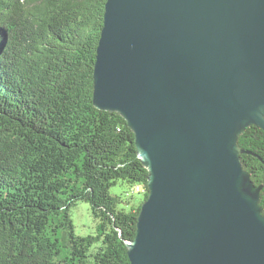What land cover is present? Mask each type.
Instances as JSON below:
<instances>
[{"label": "water", "instance_id": "obj_1", "mask_svg": "<svg viewBox=\"0 0 264 264\" xmlns=\"http://www.w3.org/2000/svg\"><path fill=\"white\" fill-rule=\"evenodd\" d=\"M93 79L150 171L130 264H264L237 145L264 131V0H106Z\"/></svg>", "mask_w": 264, "mask_h": 264}, {"label": "trees", "instance_id": "obj_2", "mask_svg": "<svg viewBox=\"0 0 264 264\" xmlns=\"http://www.w3.org/2000/svg\"><path fill=\"white\" fill-rule=\"evenodd\" d=\"M105 2L0 0V264H130L150 171L125 118L93 102ZM237 145L264 216V131ZM81 201L95 234L75 233Z\"/></svg>", "mask_w": 264, "mask_h": 264}, {"label": "rangeland", "instance_id": "obj_3", "mask_svg": "<svg viewBox=\"0 0 264 264\" xmlns=\"http://www.w3.org/2000/svg\"><path fill=\"white\" fill-rule=\"evenodd\" d=\"M110 192L118 193L119 190L116 187H112ZM134 197L135 199L140 200L142 195L135 194ZM71 217L75 227V233L77 235L95 234L97 221L93 218L88 203L82 201L79 202L72 208Z\"/></svg>", "mask_w": 264, "mask_h": 264}, {"label": "built area", "instance_id": "obj_4", "mask_svg": "<svg viewBox=\"0 0 264 264\" xmlns=\"http://www.w3.org/2000/svg\"><path fill=\"white\" fill-rule=\"evenodd\" d=\"M136 190H139V186L136 187Z\"/></svg>", "mask_w": 264, "mask_h": 264}, {"label": "bare ground", "instance_id": "obj_5", "mask_svg": "<svg viewBox=\"0 0 264 264\" xmlns=\"http://www.w3.org/2000/svg\"><path fill=\"white\" fill-rule=\"evenodd\" d=\"M144 190H145V188H144ZM145 192V191H144Z\"/></svg>", "mask_w": 264, "mask_h": 264}]
</instances>
